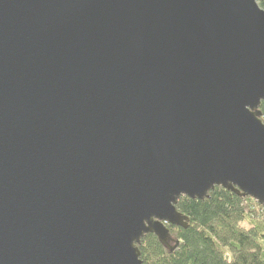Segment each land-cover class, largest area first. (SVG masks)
<instances>
[{"label": "water", "instance_id": "95a60500", "mask_svg": "<svg viewBox=\"0 0 264 264\" xmlns=\"http://www.w3.org/2000/svg\"><path fill=\"white\" fill-rule=\"evenodd\" d=\"M263 100L256 0H0V264H142L214 186L264 209Z\"/></svg>", "mask_w": 264, "mask_h": 264}, {"label": "trees", "instance_id": "16d2710c", "mask_svg": "<svg viewBox=\"0 0 264 264\" xmlns=\"http://www.w3.org/2000/svg\"><path fill=\"white\" fill-rule=\"evenodd\" d=\"M259 111L264 121V100ZM175 207L187 228L168 225L169 246L145 234L137 245L142 264H264V209L251 197L214 186L202 200L181 196Z\"/></svg>", "mask_w": 264, "mask_h": 264}]
</instances>
